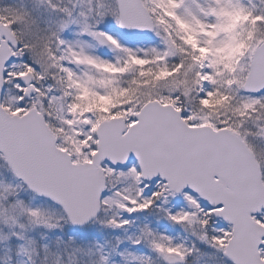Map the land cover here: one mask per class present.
<instances>
[{
    "label": "snow or ice",
    "instance_id": "snow-or-ice-1",
    "mask_svg": "<svg viewBox=\"0 0 264 264\" xmlns=\"http://www.w3.org/2000/svg\"><path fill=\"white\" fill-rule=\"evenodd\" d=\"M0 264H264V0H0Z\"/></svg>",
    "mask_w": 264,
    "mask_h": 264
}]
</instances>
